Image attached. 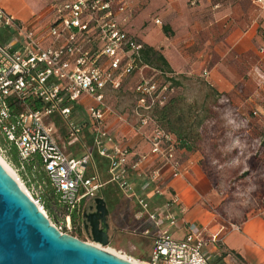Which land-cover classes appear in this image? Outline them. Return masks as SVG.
<instances>
[{"label": "built area", "instance_id": "1", "mask_svg": "<svg viewBox=\"0 0 264 264\" xmlns=\"http://www.w3.org/2000/svg\"><path fill=\"white\" fill-rule=\"evenodd\" d=\"M126 10L125 0H58L52 21L28 25L0 5V28L10 36L0 40V152L15 147L22 162L40 158L69 225L83 201L91 203L114 183L137 200L135 219L152 224L134 230L152 241L145 264H210L201 227L192 224L184 237L175 236L181 197L165 194L162 169L168 167L171 179L185 172L175 135L156 119V110L176 89L177 74L144 62L145 44L123 26ZM133 75L139 76L134 105L119 111L107 94L121 90ZM56 117L66 122L70 145L88 128L91 142L82 145L91 151L69 154L56 139ZM114 119L146 138L150 150L130 159L129 148L111 133ZM93 149L108 160V180L89 172ZM150 160L157 165L146 169ZM149 187L154 196L165 198L161 204L154 205ZM33 200L40 205V198Z\"/></svg>", "mask_w": 264, "mask_h": 264}, {"label": "crops", "instance_id": "2", "mask_svg": "<svg viewBox=\"0 0 264 264\" xmlns=\"http://www.w3.org/2000/svg\"><path fill=\"white\" fill-rule=\"evenodd\" d=\"M56 1L0 0V5L25 24L45 25L54 17ZM125 2L124 28L145 46L159 51L172 72L204 76L219 91L232 92L234 85L225 79L223 70L232 68L229 62L237 61L241 67L251 62V68L257 74L254 79L260 84L263 82L259 71L264 69V0ZM250 51L257 53L255 58L253 55L249 57L247 53ZM110 129L116 140L129 148L130 159L150 150L146 138L136 134L129 125L114 119ZM179 156L185 167L182 176L171 179L168 167L162 169V175L168 182L166 196L178 193L181 197L177 210L179 219L173 229L175 236L184 237L189 226L195 224L201 227L202 236L206 239L204 252L210 264H264V207L249 212L242 222H236L232 213L225 216L219 210L223 201L220 191L202 165V154L181 150ZM156 165L155 160H150L144 167ZM108 186L104 189H109ZM148 191L151 192L150 187ZM158 200L159 197L155 196L154 205L161 204L156 203Z\"/></svg>", "mask_w": 264, "mask_h": 264}, {"label": "rangeland", "instance_id": "3", "mask_svg": "<svg viewBox=\"0 0 264 264\" xmlns=\"http://www.w3.org/2000/svg\"><path fill=\"white\" fill-rule=\"evenodd\" d=\"M3 33L7 32L0 29V37ZM257 49L260 54H263L260 47L257 46ZM252 52L247 54L249 57L253 55L255 58L257 53ZM233 56L236 58L235 54ZM229 63L233 66L238 64L237 67L232 66L230 69L223 70L225 79L234 85L232 92L219 91L217 87L212 85L211 80L204 76L177 74L181 83L176 85L172 95H183L188 102L196 101L199 106L205 103L207 108L209 107L210 112L203 131V153H200L204 158L208 157L207 159L211 161L215 176L214 183L220 191L222 200H226L228 212L233 211L239 214L242 210L256 211L264 207V69L259 71L261 78H263V82L260 84L254 79L257 74L251 68V62H248V65L244 63V67H241L237 61ZM144 73L148 76H154L151 70ZM138 79V75L128 77L125 79L121 90L108 92V100L115 109L125 112L134 105L133 87ZM159 79L161 78L159 77ZM252 81L255 82L253 85ZM211 87L226 94L229 101L221 100V95L215 101L214 97L211 96ZM200 108L199 111H202ZM54 121L56 139L69 154L81 156L91 151L92 148L82 145L85 142H91L88 140L89 136H86L87 132L74 145H70L67 138L66 122L61 117H56ZM0 155L5 158L16 175H20L21 179L19 176L18 178L25 191L35 200L41 199L42 210L53 224L57 227L62 226L61 231L63 233L95 245L100 244L96 243L89 234H86L83 227L82 212L88 208L90 202L84 203V205L82 203L80 211L71 214L77 213V216L75 220L71 216V224L69 225L65 219L67 212L56 204L54 191L50 186L37 181V177L46 179V176L39 172L32 175L23 168L17 172L18 166L12 160L10 152H0ZM89 172H97L92 164L89 167ZM113 193L116 200L109 207L110 243L108 245L100 244L102 247H99L137 264L148 263L151 252L150 238L134 233L136 229L130 227L123 226L122 230L116 227L120 215L125 213L128 215L131 211L129 207L137 206V200H129L128 205H126L129 209L120 211L123 200L121 192L114 190ZM45 202L51 206L53 215L45 207ZM63 221L65 224H61ZM82 230L83 233L79 234Z\"/></svg>", "mask_w": 264, "mask_h": 264}, {"label": "water", "instance_id": "4", "mask_svg": "<svg viewBox=\"0 0 264 264\" xmlns=\"http://www.w3.org/2000/svg\"><path fill=\"white\" fill-rule=\"evenodd\" d=\"M97 243H110V209L102 196L83 211ZM0 264H137L61 232L0 163Z\"/></svg>", "mask_w": 264, "mask_h": 264}, {"label": "trees", "instance_id": "5", "mask_svg": "<svg viewBox=\"0 0 264 264\" xmlns=\"http://www.w3.org/2000/svg\"><path fill=\"white\" fill-rule=\"evenodd\" d=\"M168 30V28H166ZM9 34L3 33L0 37L1 41H6L9 38ZM144 62L161 70L164 71H171L172 69L170 67V64L166 60V58L155 48L150 47V46H145L144 49ZM175 85L180 84V80L177 79L174 81ZM212 95L217 101L219 99V96L221 95V100H227L229 101L228 97L226 94L223 92H219L216 88L211 87L210 88ZM210 96V95H209ZM202 108V111H199V108ZM200 108V109H201ZM210 112L209 107L207 108L206 104L203 103L201 106L197 104L196 101L194 102H188L187 98L184 97L183 95H172L168 101L158 108L156 110V119L157 121L164 127L166 128L169 132L173 133L176 137L177 144H178V149L179 152L181 150H186V151H199L203 153V148H202V143L204 141V126L206 123V120L208 118V113ZM86 136H89V142H90V137L91 133L89 129L87 128L86 130ZM12 160L14 161L15 164H17L18 167L23 166V169L30 174L34 175L33 173H42L44 176H46V179H41L37 177V181L44 183L50 186L51 189L54 191L55 196H56V204L58 205V193L56 190L52 187L50 180L48 178V175L44 169V166L42 164V161L38 156L26 160L22 162L19 159V154L18 150L15 147H11L9 150ZM178 152V154H179ZM93 153V160H92V165L93 168L95 167L97 172L101 175V177L105 180H108V174H107V169H108V160L106 158L101 157L96 150H92ZM208 157L203 156L202 159V165L207 171L208 175L211 177V179L215 180L214 172L211 167V161L207 159ZM47 182V183H46ZM216 184V183H215ZM109 185V186H108ZM109 189H102V196L107 202L108 207H111L112 202H114L115 195H114V190H119L116 184H107ZM107 187V188H108ZM122 195V206L119 209L124 210L128 209V207L124 205H128L130 198L126 197L124 194L120 193ZM151 197L154 199V194H152V189H151ZM164 201L163 198L159 197V200L156 203H162ZM225 199L222 201V203L219 206V210L221 213H223L225 216H229L230 213H232L235 217L234 219L236 222H242L245 219H247L248 213L251 212L250 210H242L241 213H236V212H228L227 210V205L225 203ZM45 207L49 211L51 215H53L51 206L45 202ZM137 209V206L134 207L133 210L129 212L127 215L122 214L120 215L119 222L117 223L116 227L120 228L121 230L123 229L122 227H130L132 229H136L139 232L143 231L147 227H151L152 224L151 222H144V221H139L136 220L134 217L135 211ZM123 212V211H122ZM116 213H114V216ZM73 219L75 220L77 213H74ZM84 227V231L86 234L88 232ZM83 233V230L79 232Z\"/></svg>", "mask_w": 264, "mask_h": 264}, {"label": "bare ground", "instance_id": "6", "mask_svg": "<svg viewBox=\"0 0 264 264\" xmlns=\"http://www.w3.org/2000/svg\"><path fill=\"white\" fill-rule=\"evenodd\" d=\"M0 163L6 168V170L17 180V182L19 183V185L23 188V190H25V188L22 186L18 176L16 175L15 171L10 167V165L6 162L5 158L2 157V155H0ZM27 192V191H25ZM40 206V205H39ZM41 208V206H40ZM42 209V208H41ZM98 247L102 245L100 244H96Z\"/></svg>", "mask_w": 264, "mask_h": 264}]
</instances>
